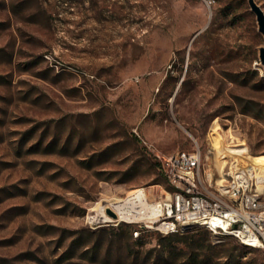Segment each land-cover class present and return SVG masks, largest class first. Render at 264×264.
Returning <instances> with one entry per match:
<instances>
[{
	"label": "rangeland",
	"instance_id": "rangeland-1",
	"mask_svg": "<svg viewBox=\"0 0 264 264\" xmlns=\"http://www.w3.org/2000/svg\"><path fill=\"white\" fill-rule=\"evenodd\" d=\"M261 45L248 0H0V264H264L202 225L89 219L171 189L180 150L264 162Z\"/></svg>",
	"mask_w": 264,
	"mask_h": 264
},
{
	"label": "built area",
	"instance_id": "built-area-1",
	"mask_svg": "<svg viewBox=\"0 0 264 264\" xmlns=\"http://www.w3.org/2000/svg\"><path fill=\"white\" fill-rule=\"evenodd\" d=\"M255 171L256 166L253 163L235 161L229 169L216 177L212 172H203L202 152L199 148L170 154L164 161V173L172 179L175 198H168L166 190L155 198H150L146 192L144 199L135 197L131 203L125 204L124 210L131 209L135 212L130 221L137 225L133 235L136 237V230H144V225H151L153 230L164 235L184 231L188 225L164 223V215H168V211H179L181 216L209 215V222H203L202 226L205 227L206 223H212V217H223L228 229L242 234L244 241L252 242L254 247L264 248V216L255 215V208L264 207V202H256L250 197V189L255 187ZM194 176L203 177L205 190L194 188ZM210 184L223 185L222 194H231L233 205L217 201V194L209 193ZM108 204L109 202L105 212L109 214L107 208H111L117 213V217L112 216L113 220L106 223L120 224L121 208L114 203V206Z\"/></svg>",
	"mask_w": 264,
	"mask_h": 264
},
{
	"label": "bare ground",
	"instance_id": "bare-ground-1",
	"mask_svg": "<svg viewBox=\"0 0 264 264\" xmlns=\"http://www.w3.org/2000/svg\"><path fill=\"white\" fill-rule=\"evenodd\" d=\"M252 163L256 166V171L254 176L255 187L250 189V197H252L256 202H264V162L259 165L255 162ZM166 178L171 186V189L166 190V195H168V198H175V189L172 188V179L168 175H166ZM194 188H196V190H205V182H203L202 176H194ZM209 193L217 194V201H224L226 205H233V196L231 194H222L224 193L223 185L210 184ZM138 194H143V191ZM120 215L121 217L132 221L135 212L131 209H125L120 212ZM255 215L264 216V207L255 208ZM89 219L96 223H106L107 221L113 220L112 216L105 212V208L93 211L89 216ZM171 222L177 225H188V228H190L196 225H203V222H209V215L191 217L181 216L179 211H168V215H164V223ZM206 228L210 231H217L216 234L218 235L231 236L237 238L246 245L253 246L252 242L244 241V236L242 234L234 233V230L228 229V226L225 223V218L223 217H212V223H206ZM149 231L156 230H153L151 225H144V230H136V237H140L143 232Z\"/></svg>",
	"mask_w": 264,
	"mask_h": 264
},
{
	"label": "water",
	"instance_id": "water-1",
	"mask_svg": "<svg viewBox=\"0 0 264 264\" xmlns=\"http://www.w3.org/2000/svg\"><path fill=\"white\" fill-rule=\"evenodd\" d=\"M248 2L251 10L256 15L258 30L264 36V8L258 3L257 0H248ZM259 60H260V64L264 67V45H261L259 47ZM107 212L111 216L117 217V213L113 209L107 208Z\"/></svg>",
	"mask_w": 264,
	"mask_h": 264
},
{
	"label": "trees",
	"instance_id": "trees-1",
	"mask_svg": "<svg viewBox=\"0 0 264 264\" xmlns=\"http://www.w3.org/2000/svg\"><path fill=\"white\" fill-rule=\"evenodd\" d=\"M166 177V176H165ZM167 179V178H166ZM168 181V180H167ZM176 233H178V232H176ZM172 234H174V233H172Z\"/></svg>",
	"mask_w": 264,
	"mask_h": 264
}]
</instances>
